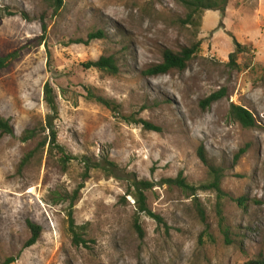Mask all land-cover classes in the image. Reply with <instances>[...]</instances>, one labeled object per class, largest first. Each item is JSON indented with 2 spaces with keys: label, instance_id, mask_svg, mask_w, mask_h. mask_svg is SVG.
<instances>
[{
  "label": "rangeland",
  "instance_id": "obj_1",
  "mask_svg": "<svg viewBox=\"0 0 264 264\" xmlns=\"http://www.w3.org/2000/svg\"><path fill=\"white\" fill-rule=\"evenodd\" d=\"M57 1L0 0V55L19 53L0 72V114L14 129L0 138V264H249L264 257V0H231L225 16L205 12L196 37L177 24L185 15L178 0H62L59 8ZM99 31L105 38L87 44ZM196 40L201 49L186 70L144 75L166 49ZM236 42L252 50L230 64ZM103 56L116 58L118 75L84 67ZM47 83L57 98L59 143L153 183L147 206L165 226L136 215L126 181L92 172L73 210L76 225L86 226V245L73 243L69 204L59 194L82 183V167L62 171L48 148L20 167L44 139L21 140L46 119ZM89 90L120 105L122 117L137 114L161 131L117 118L87 100ZM220 91L222 99L202 107ZM231 105L248 110L255 127L231 119ZM201 146L223 169L220 200L214 191L191 196L165 184L180 173L191 185L208 182ZM28 222L42 234L26 248Z\"/></svg>",
  "mask_w": 264,
  "mask_h": 264
},
{
  "label": "trees",
  "instance_id": "obj_2",
  "mask_svg": "<svg viewBox=\"0 0 264 264\" xmlns=\"http://www.w3.org/2000/svg\"><path fill=\"white\" fill-rule=\"evenodd\" d=\"M231 0H178L179 4L183 7L185 11V15L183 17H179L177 19V24L182 27L191 30L192 35H198V30L201 28L202 18L207 11H219L222 16H225L227 6ZM58 8L62 5V0L57 1ZM4 9H0V25L2 23V15ZM6 12V11H5ZM7 14L11 16V14L7 11ZM105 36L101 31L96 33H91L88 37L87 44L94 39H103ZM201 49V42L195 41L187 47H183L180 51L174 52L172 50L166 49L163 52V58L161 63L153 65L149 67L144 75L148 77H156L167 75L171 71H184L188 68V65L196 58L197 54ZM251 46L241 45L236 42V51L230 55V64H235V59L240 54H247L251 52ZM18 52L12 53L8 56L0 55V72L10 68L15 61L18 60ZM86 69H96L100 72L106 73L111 76H116L119 74L120 69L118 62L115 57H101L99 60L95 62H89L84 65ZM224 96V91L216 92L211 94L202 102V107H210L214 103L218 102ZM87 100L95 102L103 107L110 109L117 118H121L125 122L129 124H135L142 126L145 131L150 132H160L161 129L157 126H154L152 123L147 122L143 119H138L137 114L132 115L130 117H122L120 115V105H118L115 101L109 100L100 96H97L92 90L88 91ZM44 102L47 108V116L45 121L40 125V127H35L32 130H27L22 136V142H28L33 140L34 138L44 135L43 141L38 145V147L29 153L21 162L20 167H24L28 164L30 159L34 157V155L42 150L48 148L49 157H53L57 159L58 167L62 171H66L70 165L77 163L82 167V172L80 174V178L82 183L78 185L76 190L69 195L65 193L63 195L59 194L60 201L64 203H68V224H69V234L72 237V241L75 245H86V241L84 236H86V226H78L74 220V206L78 201L82 190L84 189V183L90 178V174L92 172H100L106 178H115L120 181H126L127 185V196L132 197L135 200V204L137 205V213L136 215H145L154 219L159 225L164 224L163 219L152 212L147 206V197L146 193L151 191L154 187L153 183L147 180H139L133 175H127L125 177V173L121 171L119 166L114 162H110L108 160L97 161L91 157L86 155L76 156L72 155L66 151L65 147L62 146L58 141V129L56 127V121L59 119V108L57 104V98L54 93V89L52 88L50 83H47L44 88ZM230 118L239 122L244 128H253L255 127V119L253 115L246 109L237 106L231 105ZM14 129L10 124V121L4 119L0 114V138L6 135H13ZM244 153V150H241L238 153L236 160L240 157L241 154ZM198 157L201 162L208 168L209 180L206 183L200 185H191L186 179L183 178V174L180 173L176 179L166 180L165 184L176 185L183 189L185 192L189 193L191 196H194L199 191H214L218 195V199L220 200L222 196H224L221 190V182L223 178V169L220 167L214 166L211 161L208 159L207 154L203 146L198 149ZM235 160V161H236ZM124 200V199H123ZM200 205L197 204V208ZM199 211L204 212L202 208H199ZM218 216L220 217L221 224L224 223V217L222 216V212L220 210L217 211ZM139 217L135 221L136 231L142 235V229L139 223ZM28 227L32 233L31 239L26 243L25 247H31L37 243L42 234V229L40 226L28 222ZM227 236V229L223 231ZM15 262L14 258H8L1 264H13ZM249 264H264V257L257 258L251 261Z\"/></svg>",
  "mask_w": 264,
  "mask_h": 264
}]
</instances>
